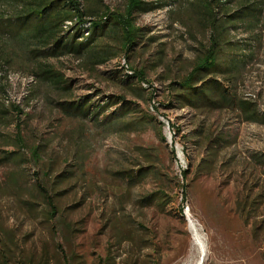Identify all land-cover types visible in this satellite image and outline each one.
Segmentation results:
<instances>
[{
    "label": "rangeland",
    "instance_id": "rangeland-1",
    "mask_svg": "<svg viewBox=\"0 0 264 264\" xmlns=\"http://www.w3.org/2000/svg\"><path fill=\"white\" fill-rule=\"evenodd\" d=\"M175 1L172 8L136 17L137 25L149 33L129 66L146 70L151 83L146 89L154 95V107L136 100L118 80L107 77L123 66L131 73L123 56L96 68L74 58L51 61L75 81V98L90 95L101 101L109 95H125L156 117L150 127L111 134L91 121L66 117L54 105L64 99L63 94L50 88H43L39 98H30L34 86L30 76L11 72L3 87L0 80V100L15 103L28 114L24 132L37 136L36 141H47L57 172L71 173L60 190V206L72 228L66 242L40 212L28 210L19 198L6 194L12 167L0 166V223L17 231L21 249L36 263L46 255L51 264L61 263L63 245L72 264H194L198 250L190 217L207 247L203 264H264V126L244 121L239 110L199 113L160 108L155 112L157 104L166 103L170 82L189 72L209 46V29L198 22L203 9L189 0ZM107 3L122 6L119 1ZM255 47L256 58L244 71L236 92L264 114V44ZM3 89L8 91L7 98ZM203 122L205 128L213 125L225 139L212 173L208 168L196 169L208 156L204 145H196V132ZM0 132L11 135L15 126L3 122ZM190 160L194 168L185 183L187 194L182 196L181 173ZM150 164L161 175L135 184L121 181L119 171ZM159 188L172 197L166 207L157 204Z\"/></svg>",
    "mask_w": 264,
    "mask_h": 264
},
{
    "label": "trees",
    "instance_id": "trees-1",
    "mask_svg": "<svg viewBox=\"0 0 264 264\" xmlns=\"http://www.w3.org/2000/svg\"><path fill=\"white\" fill-rule=\"evenodd\" d=\"M110 1H119L121 8L112 7L107 0H0L1 86L8 83L11 72H18L32 78L34 86L29 92L32 99L39 98L45 87L63 94L64 99L54 105L66 117L80 122L91 121L111 134L150 127L156 117L125 95H109L101 101L90 95L75 98V81L51 64V61L74 58L87 67L96 68L123 56L132 74H127L123 66L121 70L110 71L107 77L118 80L136 100L148 105L152 103L153 93L142 85L151 86L146 70L129 66L149 33L137 25L136 17L165 7L172 8L176 1L157 5L146 0ZM189 1L193 7L203 9L198 22L209 29V46L197 56L189 72L170 82L169 97L166 103L157 104L155 112L159 113L160 108H188L199 113L239 110L244 121L264 126V114L252 102L238 98L236 92L244 71L256 58V44H264V0ZM69 22L72 25L65 28ZM180 22L188 26L186 22ZM239 32L245 37L238 38ZM3 90L7 98L8 91ZM27 116L19 105H7L0 100V124L6 122L15 126L11 135L4 136L0 132L4 144L0 145V166L12 167L5 191L19 198V203L28 210L40 212L67 242L72 228L60 206V190L71 173L57 172L56 159L47 151V141L40 138L36 141V135L24 132ZM206 126L203 122L198 128L196 145H204L208 156L196 165V169L208 168L212 173L225 139L212 128L213 125ZM6 147H12V150H6ZM171 153L178 161L174 148ZM143 154V157L151 158L150 154ZM193 168L194 163L190 160L181 173L182 196L187 194L185 183ZM157 170L153 164L138 165L136 170L119 171V177L123 183L135 184L148 176L161 175ZM155 195L158 205L162 203L166 207L172 202V197L163 189L159 188ZM180 211L184 213L183 207ZM60 220V226L55 227ZM16 233L0 223V264H51L48 255L37 263L33 256L26 255ZM60 249L62 262L59 264H72L73 259L63 245Z\"/></svg>",
    "mask_w": 264,
    "mask_h": 264
},
{
    "label": "bare ground",
    "instance_id": "bare-ground-1",
    "mask_svg": "<svg viewBox=\"0 0 264 264\" xmlns=\"http://www.w3.org/2000/svg\"><path fill=\"white\" fill-rule=\"evenodd\" d=\"M146 1H148V2H157V3H161L160 1L161 0H146ZM166 1V0H165ZM157 3H156V5H157ZM163 3V2H162ZM72 24L69 22V23H66V26H65V28H68V27H70ZM131 72V71H130ZM127 74H132V73H129V72H127ZM143 86H144V88H146L147 87V85L146 84H143ZM154 107V106H153ZM187 214V213H186ZM188 216V215H187ZM189 217V216H188ZM189 219V221H190V228H191V231H193V233H194V237H195V247H197V250H198V259H197V261H195V263L194 264H203L204 263V261H205V259H206V256H207V252H206V246H205V242H204V239H203V237L201 236V234L199 233V230L200 229H198L197 228V225L191 220V218L189 217L188 218Z\"/></svg>",
    "mask_w": 264,
    "mask_h": 264
},
{
    "label": "built area",
    "instance_id": "built-area-1",
    "mask_svg": "<svg viewBox=\"0 0 264 264\" xmlns=\"http://www.w3.org/2000/svg\"><path fill=\"white\" fill-rule=\"evenodd\" d=\"M124 65H126V63L124 64ZM127 67V66H126ZM150 106L152 107V106H155V101L153 100L152 101V103L150 104ZM186 211H188V210H186Z\"/></svg>",
    "mask_w": 264,
    "mask_h": 264
}]
</instances>
